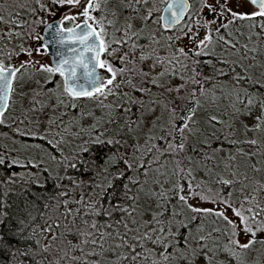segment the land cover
Masks as SVG:
<instances>
[{
	"label": "snow or ice",
	"instance_id": "obj_1",
	"mask_svg": "<svg viewBox=\"0 0 264 264\" xmlns=\"http://www.w3.org/2000/svg\"><path fill=\"white\" fill-rule=\"evenodd\" d=\"M0 264H264V0H0Z\"/></svg>",
	"mask_w": 264,
	"mask_h": 264
}]
</instances>
